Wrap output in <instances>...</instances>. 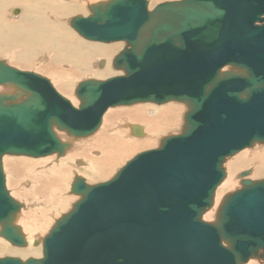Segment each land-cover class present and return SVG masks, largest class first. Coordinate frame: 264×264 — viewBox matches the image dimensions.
<instances>
[{"label": "water", "instance_id": "water-1", "mask_svg": "<svg viewBox=\"0 0 264 264\" xmlns=\"http://www.w3.org/2000/svg\"><path fill=\"white\" fill-rule=\"evenodd\" d=\"M107 0L71 26L85 39L123 41V71L77 83L75 107L44 76L0 59V236L25 245L23 206L5 186L2 156H62L94 133L110 107L178 102V134L126 161L108 180L75 175L79 198L42 239V257L0 264H243L264 260V178L246 179L203 219L226 177L225 160L264 143V0ZM143 135L138 125L130 126ZM37 243V241H35Z\"/></svg>", "mask_w": 264, "mask_h": 264}, {"label": "bare ground", "instance_id": "bare-ground-1", "mask_svg": "<svg viewBox=\"0 0 264 264\" xmlns=\"http://www.w3.org/2000/svg\"><path fill=\"white\" fill-rule=\"evenodd\" d=\"M99 1L107 0H0V59L14 68L50 76L53 82L51 84L55 90L58 93L61 92L60 95L68 97L70 101L72 100L71 104L77 107L79 101L74 92L76 82L95 78L103 80L123 74L121 69H116L112 65L113 58L124 46L123 41L99 42L85 39L70 23V20L75 16L84 18L89 16L90 5ZM164 1L173 0H155L154 4L153 1L147 0V9L150 11L155 5ZM6 9L11 11L10 15H6ZM6 54L13 58L11 62H7L3 58ZM96 76L105 77L97 78ZM12 90L13 88L10 86H0V92ZM73 95L75 99H73ZM183 107L186 108L184 104L175 102L159 105L136 103L110 107L105 111V115L103 114L104 117L102 116L98 129L88 136L74 139L54 128L56 135L61 140L71 143L70 148L62 156L54 153L39 157L44 158L42 160L16 155L2 156V170L4 165L11 169L16 165L13 191L9 189L11 186L5 185L10 190L11 196L20 203H22L21 199L27 203L31 196L36 195L39 200V211L34 214L31 210L23 213V208H20L15 223L24 235L25 245H12L0 236V257H18L22 260L29 257H42L43 238H41V234L47 233L54 221L61 214L66 213L72 203L79 198L77 195H74L75 198L73 195H67L70 194L68 192V190L70 191L69 185L73 180V178L72 180L68 179L70 166L67 163L76 160L77 165L87 168L84 170L71 168L75 175L83 177L87 184L97 182L93 180L101 178L103 175V172L98 170L101 164L104 165L111 161L115 162L114 164H119L133 154L157 147L156 143L160 142L162 137L178 134L180 132L178 131L179 125L183 121L186 111V109L183 110ZM169 123L170 125H168ZM131 125L140 126L143 135L135 137L131 133ZM173 128L177 131H171ZM156 132H163L165 135L161 138L158 136V139L154 137ZM154 145L155 147H152ZM97 149H100L101 152L94 156L93 153H96ZM263 153L264 143L263 146L254 144L253 147L245 148L225 160L226 177L215 189L213 204L204 213V220L206 218L214 219L223 196L241 187L242 178H237L240 172L250 169L251 173L245 177L246 179H261L260 167L264 164ZM53 159H57V162H52ZM37 161H43L40 168L36 165ZM241 162L244 163L241 164ZM238 163H240V167H244L247 163L248 167L242 168L236 173L234 170ZM119 168L115 169V172ZM106 173L107 176L110 175L111 170ZM6 182L8 181L5 178ZM66 184H68V189L65 193ZM24 185L26 186L22 187ZM25 203L22 205L24 206ZM54 213L57 215L55 216ZM25 216L28 217L24 221ZM50 217L53 221H49ZM42 223L46 224V228L38 233L36 230L41 229ZM27 229L32 233L29 235L30 240L27 237V234L30 233ZM20 254L23 257L19 256ZM257 261L261 263L259 257L250 258L246 264H255Z\"/></svg>", "mask_w": 264, "mask_h": 264}, {"label": "rangeland", "instance_id": "rangeland-1", "mask_svg": "<svg viewBox=\"0 0 264 264\" xmlns=\"http://www.w3.org/2000/svg\"><path fill=\"white\" fill-rule=\"evenodd\" d=\"M151 1H153V4H154V1L155 0H151ZM163 1V0H162ZM11 8V7H10ZM91 13V12H90ZM11 14V11L10 10H8L7 11V9H6V15H10ZM12 17H13V15H11ZM120 44H121V42H120ZM123 45V44H122ZM7 62H11L12 60H13V58H10L9 56H8V54H6L5 55V57H3ZM35 70H37V69H35ZM37 71H39V70H37ZM42 75H44V76H46L50 81H51V83L53 84V82H52V78H50V76H48V75H46V74H42ZM97 78H102V77H105V76H96ZM96 79V78H95ZM77 84V82L75 83V85ZM57 89V88H56ZM61 93V92H60ZM59 93V94H60ZM63 96V95H62ZM64 97V96H63ZM65 98L67 99L68 97H66L65 96ZM69 99V98H68ZM73 99H75V97H74V95H73ZM69 101H70V99H69ZM72 101V100H71ZM70 101V102H71ZM74 103V102H73ZM175 103H178V102H175ZM78 105V104H77ZM155 105V104H154ZM181 105V104H180ZM153 107V106H152ZM184 109H186V108H184L183 107V110ZM185 111V110H184ZM105 115V114H104ZM104 117V116H103ZM181 121H182V118H181ZM129 122H131V121H129ZM183 122V121H182ZM182 122L180 123V125H179V128H178V131H181V128H182ZM168 125H170V123L168 124ZM176 128V127H175ZM175 128H173L171 131H173V130H176L177 131V129H175ZM157 133V134H156ZM156 133H154V137L155 138H158L159 139V137L161 138L163 135H165L163 132H156ZM165 133H169V132H165ZM156 134V135H155ZM159 136V137H158ZM136 137V136H135ZM158 141V140H157ZM157 144V146L159 145V142H157L156 143ZM262 146H263V144H261ZM152 147H155V145L154 146H152ZM150 148H151V146H150ZM143 150V149H142ZM244 150V149H243ZM139 151H141V150H139ZM139 151H137V152H139ZM242 151V150H241ZM241 151H239V152H241ZM99 152H101L100 151V149H97V152L96 153H93L94 154V156H96ZM238 152V153H239ZM136 153V152H135ZM100 154V153H99ZM264 154V153H263ZM263 154H262V158H264L263 157ZM134 155V154H133ZM133 155L132 156H130V157H128L125 161H121V162H119V164H114L115 162H113V161H111V162H107L106 164H104V165H102L101 164V166L100 167H98V170H100V171H102L103 173V175L101 176V178L99 177V178H96V180H93V181H97V182H91V184L93 183H98V182H101V181H104V180H108V179H110L111 178V176L115 173V169H117V168H119L120 166H122L129 158H131V157H133ZM12 158H17V157H13V156H11ZM5 158H8V157H5ZM24 158V157H23ZM50 158V157H49ZM77 158V157H76ZM126 158V157H125ZM42 159H44V158H39V159H37V160H42ZM46 159V158H45ZM78 160V159H77ZM76 161V160H75ZM75 161H71V162H69V163H67L68 164V166H70V171H69V178L68 179H70V180H72V178H73V176L75 175V173L72 171V169L71 168H74V169H78V170H84V169H86L87 167H84V166H82V165H77L76 163H75ZM5 162V161H4ZM52 162H57V159L55 160V159H53L52 160ZM244 163V162H243ZM242 162H241V164H243ZM81 164H83V163H81ZM36 165H38L37 167H41L42 165H43V161H37L36 162ZM114 165H115V167H114ZM117 165V166H116ZM246 165H247V163H246ZM244 166V167H240V163H238L237 165H236V168H235V170H234V172H236V173H238L239 171H241V169L242 168H247L248 166ZM104 166V167H103ZM110 166V167H109ZM113 166V167H112ZM224 167H225V169L227 168L226 167V165H225V163H224ZM111 170V173H110V175H106L107 173H106V171L108 172V171H110ZM72 171V172H71ZM10 172H12V173H10ZM260 172L262 173V174H264V164L260 167ZM3 173H4V177L6 178V181H8V182H6L5 183V185L7 184L8 186H11L9 189L10 190H12V189H14V184H13V181H14V179L16 180V178H15V173H16V165L14 166V167H12V169H11V167H9V166H7V165H4V169H3ZM74 173V174H73ZM226 173H227V169H226ZM262 174H260V177L261 178H263L264 177V175H262ZM13 177H14V179H13ZM19 177H21V176H19ZM48 177V176H47ZM23 178H27V177H23ZM105 178V179H104ZM237 178H239V177H237ZM21 179V178H20ZM71 182V181H70ZM21 186V185H20ZM26 185H24V186H22V187H25ZM70 186V185H69ZM65 193H66V191H67V189H68V184H66L65 185ZM7 188V187H6ZM8 190V189H7ZM10 190H8V191H10ZM13 191V190H12ZM68 192L70 193V194H67V195H75V194H73V193H71L69 190H68ZM9 194H10V192H9ZM14 195V194H13ZM40 195V194H39ZM10 196H11V194H10ZM76 196V195H75ZM75 196H74V198H75ZM20 201H22V203H25L24 202V200L23 199H21ZM29 202H27V203H25V205L24 206H22L21 208H23V213H25L26 211H28V210H31L32 211V214H34V213H37L38 211H39V200L37 199V196L36 195H33V196H31L30 198H29V200H28ZM28 204V205H27ZM61 210H63V208H61ZM54 215L56 216L57 215V213H54ZM31 216V215H30ZM27 217L28 216H25L23 219H24V221L27 219ZM52 217H50V220L49 221H53L52 219H51ZM54 218V217H53ZM205 220H207V221H212L213 219L212 218H210V219H205ZM28 221H29V219H28ZM41 226V225H40ZM42 226H43V228H42ZM42 226H41V229H37L36 231L39 233V231H42L44 228H46V224H44V223H42ZM28 230V232H30L29 234H27V237H28V239L30 240V236L29 235H32V233H31V231H29V229H27ZM44 234H46V233H44ZM44 234H41V238H43V235ZM40 239V238H39ZM31 255H33V254H31ZM19 256H21V254L19 255ZM21 257H23V256H21ZM259 261L261 262V263H259L258 261L257 262H255V264H264V260L262 259V258H259ZM248 262V261H247ZM244 264H246V262L244 263Z\"/></svg>", "mask_w": 264, "mask_h": 264}]
</instances>
